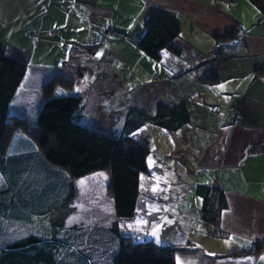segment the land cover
<instances>
[{"label": "rangeland", "instance_id": "obj_1", "mask_svg": "<svg viewBox=\"0 0 264 264\" xmlns=\"http://www.w3.org/2000/svg\"><path fill=\"white\" fill-rule=\"evenodd\" d=\"M94 1L97 5L102 4L103 8L107 6L113 8L110 14L106 15L109 24L105 30L111 28L121 31L127 39L119 37L112 31L101 30L92 33L90 29H85V26L74 30L69 22L71 18L84 19L91 15L92 10L84 9L82 6L87 0H50L51 4L42 14L41 22L37 20L36 27L26 26L21 36H14L10 34L12 29L8 25L4 34L7 33L10 43L19 44L23 51L28 50L27 53L23 52L27 63L34 66L46 64L51 67L62 64L64 74L68 73L73 77L71 91L80 94L84 99L85 108L80 121L100 131L116 135L114 155L128 170L136 171L141 198L139 200L142 202L140 205H144L146 209L143 210L144 206L138 203L132 218L117 219L119 232L132 236L136 241L152 240L156 245H166L164 241L168 242V239L181 240L179 233L188 234L196 239V234H200L203 229L202 226H199L201 230L192 228L196 224L193 218L198 208V197L194 193L195 179L208 180L214 177L215 173L223 175L224 172H228L229 175L237 174L236 186L243 183L241 181L243 175L261 178L264 184V159L256 166L244 163L235 171L231 168L223 171L205 169L195 163L200 146L215 127L231 120L234 115L236 119L240 118V110L234 113L227 107L226 103L230 97L219 93L221 89L231 87L232 82L228 83L225 80L218 83L193 82L189 75L193 69L185 70L177 77L169 76L167 69L177 66L170 63L168 50L163 51L167 52L166 55L160 54V58L154 60L135 45L136 37L142 30L143 16L138 14L142 9L141 3L132 0ZM143 1L146 4L147 0H141ZM31 10L33 13L30 17L36 18L38 13L34 14L32 7ZM123 13H127L125 14L127 19L121 18L120 21L119 15ZM64 22H66L64 26H61ZM113 23H118L115 24L118 28L109 27ZM49 30H53V33L49 34ZM204 40L205 38H202L200 42L202 45ZM86 46L91 47L92 53L87 51ZM204 47L206 48L207 44ZM121 56L125 63L120 62ZM243 61L244 59L240 64H243ZM130 63L136 64L131 66ZM206 64L207 67L214 64L213 59L202 63L201 66ZM238 64V60H234L232 69H236ZM103 65H111L117 72L116 77L107 75L102 79L98 75V70ZM143 65L147 66V70L144 71ZM160 82L165 85V90L155 91V84ZM235 91L238 92L239 89L236 88ZM157 95H160L161 99L165 97L186 99V107L190 113L187 130L185 132L181 128L168 130L146 120L135 130L133 138L119 137L118 133L126 116L137 115L138 110L150 114L154 112L153 106ZM237 97L238 94L232 95L234 99ZM245 97L248 102L250 95ZM132 139L141 143L147 150L144 170L138 160V153H143L138 149L143 147ZM247 149L248 152L254 151L252 146H248ZM107 181L108 175L103 171H94L78 179L77 195L72 202V208L65 214L64 222H77L82 227L95 225L97 221L100 224H109L114 215L112 200L106 188ZM178 206L189 211L187 222L186 218L178 213ZM176 221L180 223L178 233H175L178 228L174 224ZM5 223L0 222V232L3 227L7 230L6 233H0V244L9 237V230L12 229L7 228L10 220ZM70 245L77 249L79 242L73 238ZM251 250L252 254H257L256 247Z\"/></svg>", "mask_w": 264, "mask_h": 264}, {"label": "trees", "instance_id": "obj_2", "mask_svg": "<svg viewBox=\"0 0 264 264\" xmlns=\"http://www.w3.org/2000/svg\"><path fill=\"white\" fill-rule=\"evenodd\" d=\"M249 1L263 17L264 0ZM141 26L135 45L146 56L158 60L162 49L175 55L181 53L174 44L179 32L174 19L151 10ZM109 31L126 39L125 34H119L121 31ZM235 33L232 27L214 39L231 38ZM86 48L92 51L91 47ZM214 54L215 46L210 56ZM25 70L23 60L8 55L0 46V222L10 220L7 228H12L0 244V264H174L173 246L156 245L148 239L136 241L119 232L116 220L132 218L136 213L140 198L137 173L120 164L114 155L115 134L80 121L84 103L80 94L71 91V79L57 73L43 84L44 99L36 114V129L28 135L25 119L8 115L9 100ZM254 72L264 73V64ZM216 80L215 74L202 77L206 83ZM136 114L126 116L119 137L133 138L146 120L168 130H178L190 121L184 101H158L152 114L141 110ZM16 132L24 134L25 140H19L24 147H9ZM142 147L138 151L144 154L138 153V160L144 170L146 148ZM94 171L108 175L106 188L114 220L109 224L97 221L86 227L77 222L65 223V214L77 195L78 179ZM195 185L202 218L215 220V214L225 206L222 189L203 183ZM5 230L3 227L0 233ZM73 238L79 242L77 249L70 245Z\"/></svg>", "mask_w": 264, "mask_h": 264}, {"label": "crops", "instance_id": "obj_3", "mask_svg": "<svg viewBox=\"0 0 264 264\" xmlns=\"http://www.w3.org/2000/svg\"><path fill=\"white\" fill-rule=\"evenodd\" d=\"M132 1L141 3L142 9L138 14H141L143 18L147 12L159 10L179 25L174 44L181 49V53L175 55L167 49L160 51L161 55L169 52L170 63L177 66L167 69L169 76L177 77L185 70L193 69V72L189 74L193 82L204 83L202 77L207 74L217 76V80L213 83L224 80L228 83L232 82L231 87L221 89L219 93L230 97L228 101L226 100L227 107L234 113L240 110V118L236 119L234 115L231 120L215 127L212 134L200 146L195 156L196 165L220 171L229 168L235 171L244 163L258 165L260 160L264 159V73L254 72L256 68H261L264 64V16L261 17L259 9L249 0H147L146 4L141 0ZM50 4V0H0V46L8 55L26 63V70L9 100L7 111L9 116H20L25 119L27 135L36 129V114L44 99L41 92L43 84L52 79L54 73L70 79L73 77L68 73L64 74L62 64L51 67L46 64L34 66L27 63L23 52L27 53L28 50L23 51V47L19 44L10 43L7 33L4 34L5 27L9 25L12 29L10 34L21 36L26 26L30 25L34 28L37 20L41 22V16ZM82 6L92 12L90 17H84V19L71 18L69 22L74 30L85 26V29H90L92 33L101 30L109 31V29L105 30L109 24V18L106 15L110 14L113 8L109 6L103 8L102 4L97 5L94 0H87ZM31 7L34 14L38 13L36 18L30 17L33 13ZM125 14L127 13L119 15L120 21H122L121 18L127 17ZM32 19L35 20L30 22ZM115 24L118 23H113L109 27L118 28ZM232 27L236 31L233 37L215 41V35H221ZM38 32L40 34L41 30L39 29ZM48 32L51 34L53 30ZM202 38H205L203 44H207L206 48L200 43ZM83 46L85 45H78V47ZM214 46L216 54L210 56ZM165 50L167 52H163ZM212 59L214 64L208 67L207 64L201 66L202 63ZM242 59H244L243 64H240ZM234 60H238L239 63L236 69H232ZM120 62L125 63L122 56ZM135 64L130 63L131 66ZM192 65L193 68H191ZM143 68L144 71L147 70L146 65H143ZM98 75L102 79L107 75L116 77L117 72L111 65H103L98 70ZM164 88L163 82L156 83L154 86L155 91L165 90ZM236 88L239 89L238 92L235 91ZM234 94H238L236 99L232 98ZM197 95L202 97L198 92ZM246 95H250L248 102ZM177 98L179 97L161 99L160 95H157L153 107L158 101L175 104L186 100H177ZM181 129L185 132L187 124ZM22 139L25 140L23 133H14L9 147H24L19 142ZM136 143L139 144V142ZM248 146H252L254 151L248 152ZM146 155L147 150L145 160ZM250 176L243 175L241 180L243 183L240 186L235 185L237 178L235 173L231 175L228 172H224L223 175L215 173L211 179L202 181L195 179V183L221 188L225 206L221 207L217 214L214 213L215 220L206 221L200 214V198L195 194L198 197H196L198 208L193 218L196 224L192 228L197 230L199 226H202L203 231L196 234V239L188 234L179 233L181 240L177 241L173 238L168 239V242L164 241L166 245L161 246H173L174 264H264V243L257 254H252L249 248L252 236L259 235L264 238V184L261 178ZM184 196L185 194L182 199ZM140 203L142 202L139 200V205ZM142 209L146 210L145 206ZM177 211L186 218L187 222L189 211L181 206H178ZM174 224L178 226L176 233L180 229V223L176 221Z\"/></svg>", "mask_w": 264, "mask_h": 264}, {"label": "built area", "instance_id": "obj_4", "mask_svg": "<svg viewBox=\"0 0 264 264\" xmlns=\"http://www.w3.org/2000/svg\"><path fill=\"white\" fill-rule=\"evenodd\" d=\"M121 36H124L123 33L119 32ZM264 243V238L260 236H254L252 240L250 241V248L254 249L255 247L257 248L258 246H261Z\"/></svg>", "mask_w": 264, "mask_h": 264}]
</instances>
